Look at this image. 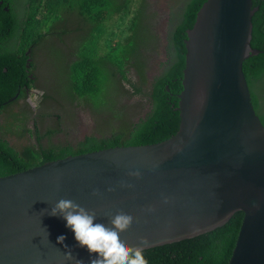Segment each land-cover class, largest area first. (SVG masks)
Wrapping results in <instances>:
<instances>
[{
  "label": "water",
  "instance_id": "water-1",
  "mask_svg": "<svg viewBox=\"0 0 264 264\" xmlns=\"http://www.w3.org/2000/svg\"><path fill=\"white\" fill-rule=\"evenodd\" d=\"M252 7V0H208L202 7L180 96L183 122L171 140L0 177V264L89 263L90 253L75 246L65 222L48 214L61 199L106 223L118 209L131 211L132 222L120 234L143 251L204 236L242 212L229 264H264V126L243 76L244 62L261 54L251 45ZM0 33L18 58V95L19 51ZM59 235L73 261L65 260Z\"/></svg>",
  "mask_w": 264,
  "mask_h": 264
},
{
  "label": "trees",
  "instance_id": "trees-1",
  "mask_svg": "<svg viewBox=\"0 0 264 264\" xmlns=\"http://www.w3.org/2000/svg\"><path fill=\"white\" fill-rule=\"evenodd\" d=\"M21 1H25V6L23 14L19 15L17 7L21 5ZM207 1L183 0V5L175 10L177 12L176 22L171 23L174 29L172 36L165 44L160 41L156 42L155 49H174L175 52H166L165 61L162 62L166 70L157 79L151 83L144 81V83L138 82L137 85L132 86L135 94L142 93L145 88L149 87V106L142 118H137L136 122L132 121V116L135 117V114H126L124 119H120L125 123V126L121 128L122 131L108 135H86L78 141L76 146L66 144L38 146L37 148L25 147L17 151L8 139L0 137V177L70 156L115 147L156 144L174 136L179 131L182 122L177 108L180 103L179 96L183 90L182 80L188 54L185 43L188 38L187 32L194 28L198 13ZM123 2L124 0H0V30L10 39L18 36L19 45L16 48L24 69L23 83L17 95L21 80L18 58L13 51H10L8 41L0 33V104L6 103L17 95L13 101L0 106V110L20 99L25 100L30 91L35 89L33 84L36 76L33 73L32 63L35 51L44 38L54 34V29L59 24H66L71 19L72 16L69 14L71 10L74 12L76 8H86L91 5L89 11L83 14L86 21L94 27L99 40L105 24L119 12V7L112 4L116 3L120 6ZM130 3L138 13L137 19L132 21L133 35L130 38H123L122 42L116 38H109L107 48L110 50L103 59L96 61L98 70H89L90 62L85 58L86 55L92 56V52H86L87 48L92 47L96 50L98 40L90 38L82 46V51L86 54L76 60L72 67V69L75 67L72 72L74 80L72 88L76 94L72 98L86 99L88 97L101 101L104 93L100 89L101 86L107 91H114L118 96L128 93L122 81L125 80L126 59L130 57L138 59V52L142 49L148 50L146 48L151 45L148 43L146 34H140L137 30H141L146 24L152 31L150 15L146 10L148 0H130ZM253 6L259 10L253 17L252 47L259 50L261 54L246 61L243 70L251 90L253 104L264 124V117L258 112L263 103L260 105L256 98L257 89L264 84V0H253ZM5 7H10L11 10L6 12ZM144 10L147 22L142 21ZM62 13L65 15L66 22L60 21ZM153 20H156V17H153ZM115 49L121 55L114 58ZM120 57H122L121 61H119ZM94 58L96 59L95 56ZM140 61L141 64L135 69L142 78H145L146 73L141 71L144 63L142 58ZM167 66L170 67L167 69ZM101 68L104 69L100 71ZM6 69H8L7 73ZM108 80H112L113 84H107ZM36 131L37 127H35ZM53 133L56 132H47L43 136H51ZM243 220L244 214L238 212L224 226L209 234L182 243L144 250L143 255L147 264H229L237 245Z\"/></svg>",
  "mask_w": 264,
  "mask_h": 264
},
{
  "label": "rangeland",
  "instance_id": "rangeland-1",
  "mask_svg": "<svg viewBox=\"0 0 264 264\" xmlns=\"http://www.w3.org/2000/svg\"><path fill=\"white\" fill-rule=\"evenodd\" d=\"M181 1L177 0V5ZM156 2L159 4L156 5ZM112 5H117L119 12L105 24L99 40L94 32V27L89 31H83V34L79 32L72 34L70 31H66L69 29L68 26L77 25V21L71 18L72 20L69 19V22H66V18H64L66 26L63 24L59 27L58 36H55L56 33H54L41 41L32 60L33 73L36 76V81L33 84L35 89L31 90L25 100L20 99L0 110V137L8 139L15 150L21 151L25 147L37 148L38 146L66 144L76 146L78 141L86 135H108L122 131L121 128L125 126V123L120 119H124L126 114H135V117L132 116V121L136 122L137 118L144 116L149 106V87L145 88L142 93L132 94L130 85L127 84L136 81L144 83L147 80L157 79L166 70L162 66L166 52H138V60L142 58L144 63L148 61L141 66V71L146 73V76L142 78L135 69L141 62H138L134 70L129 68L124 74L126 79L122 80L124 88L128 92L126 94L118 96L114 91H107L101 86L100 89L104 92L101 101L88 97L86 99L72 98L76 96L72 88L74 62L86 52H92V56L86 55L85 57L90 61L88 69L98 70L96 61L104 58L110 50L107 48V42L112 38L122 42L123 38H130L134 33L132 21L137 19L138 13L135 7H131L130 0H124L120 6L116 3ZM176 7L170 0H148L146 10L150 15L152 31L146 24L141 30H137L140 34H146L148 43L151 44L146 49L156 50L157 41L162 44L168 42L174 30L173 26L168 24V18L171 15L170 8ZM152 16H156L157 20H153ZM142 21L147 22L145 10L142 14ZM72 27L74 28V26ZM90 38L98 40L96 50L88 47L87 51L83 52L82 46ZM11 40L17 47L18 38ZM10 51L12 50L10 49ZM120 55L119 51L115 49L113 57ZM131 58L126 59V64L130 62ZM121 60L122 57L119 58V61ZM152 64L158 65V70L152 67ZM102 69L104 68H101L100 71ZM107 84L112 85L113 81L108 80ZM256 95L260 105L263 103L258 112L264 117V84L257 89ZM35 127H37L36 132ZM54 131L56 133L51 136H43L47 132Z\"/></svg>",
  "mask_w": 264,
  "mask_h": 264
},
{
  "label": "clouds",
  "instance_id": "clouds-1",
  "mask_svg": "<svg viewBox=\"0 0 264 264\" xmlns=\"http://www.w3.org/2000/svg\"><path fill=\"white\" fill-rule=\"evenodd\" d=\"M87 61L90 62L88 59ZM138 62L141 61L131 58L125 69V74L129 68L134 70ZM152 67L157 70L159 68L156 64H152ZM169 67L167 66V69ZM124 79L126 78L124 77ZM147 81L151 83L152 80ZM137 83L136 81L127 84L130 85L132 94H135L132 86ZM256 98L260 104L258 96ZM48 214L59 215L65 222V228L72 233L75 246L86 248L90 253V264H147L143 249L129 246L120 234V229L127 227L132 222L133 213L131 211L118 209L111 215L110 222L106 223L104 220L96 218V214L92 210L85 209L72 200L61 199L56 202ZM65 239L64 235H59L56 238V243L65 249V260L73 261L72 250L64 244ZM92 253L96 255L92 257ZM75 264H83V261L75 260Z\"/></svg>",
  "mask_w": 264,
  "mask_h": 264
},
{
  "label": "bare ground",
  "instance_id": "bare-ground-1",
  "mask_svg": "<svg viewBox=\"0 0 264 264\" xmlns=\"http://www.w3.org/2000/svg\"><path fill=\"white\" fill-rule=\"evenodd\" d=\"M3 1V0H2ZM78 1V0H77ZM175 6H177L176 8H170V10H172V11H175L176 9H178V7H181L182 5H183V0L181 1V3L179 4V5H177V0H170ZM252 4H253V0H252ZM24 6H25V1H21V5L19 6V7H17V13L19 14V15H22L23 14V10H24ZM89 7H91V5L89 6ZM89 7H86V8H76L75 10H74V12L71 10V12H69V14L72 16L71 18H73L74 20H76L77 21V25H73L72 24V26H74V28L72 27V26H68V28L69 29H66V31H70L72 34H75V32H79V33H82L83 34V31H89V30H91L92 28H93V26L90 24V23H88L87 21H86V18H85V16H84V14L87 12V11H89ZM67 9V8H66ZM252 9L253 10H255V9H257V11L259 10L258 8H254V6L252 7ZM11 9H10V7H5V11L6 12H9ZM256 11V12H257ZM256 12H255V14H256ZM84 13V14H83ZM255 14H254V16H255ZM253 16V17H254ZM64 18H65V15H63V13H62V17H61V22H64ZM176 19H177V16H176ZM72 20V19H71ZM68 22H69V20H68ZM252 25H253V18H252ZM61 26V24H59L55 29H54V33H56L55 34V36H58V33H57V30H59V27ZM73 29H75L76 31H72ZM193 29L194 28H192V29H190L187 33H188V38H187V40L185 41V43H186V46H187V50H188V54H187V57H186V69H185V71H184V77H183V82L186 80V73H187V71H188V69H187V67H188V59H189V57H190V49H191V32L193 31ZM253 30H254V28H253ZM62 33H64V31H62ZM252 35H253V31H252ZM63 37H66V35H63ZM13 38H18V36H16V37H13ZM13 38H11V39H13ZM252 40H253V38H252ZM7 41V40H6ZM17 45H19V39L17 40ZM251 45H252V42H251ZM253 48V47H252ZM256 50V49H255ZM256 51H258V52H260L259 50H256ZM29 52H31V50H29ZM254 58V57H253ZM101 59H103V58H101ZM251 59V58H250ZM249 60V59H248ZM248 60H246V61H248ZM245 61V62H246ZM245 62H244V64H245ZM244 64H243V67H244ZM8 72V69H6V73ZM243 76H244V78H245V82H246V85H247V89H248V98H249V101H250V104H251V107H253V109H254V112H255V115L260 119V121H261V123L263 124V122H262V120H261V118H260V116L257 114V111H256V109H255V106H254V104H253V100H252V94H251V90H250V87H249V85H248V82H247V79H246V77H245V75H244V70H243ZM31 92V91H30ZM29 95V94H28ZM181 96V95H180ZM179 96V97H180ZM181 98H180V103H179V107L177 108V110L180 112V116H181V118H182V111H181ZM182 122H183V118H182ZM182 122H181V126H182ZM181 126H180V129H179V131L174 135V136H172V137H170L169 139H166V140H164V141H169V140H171L173 137H175L179 132H180V130H181ZM263 126H264V124H263ZM164 141H160V143H164ZM129 147H131V146H129ZM115 148H121V147H115ZM109 149H113V148H109ZM104 150H108V149H103V150H99V151H104ZM99 151H95V152H99ZM95 152H91V153H95ZM91 153H87V154H91ZM82 155H86V154H81V155H77V156H70V157H67V158H65V159H69V158H74V157H78V156H82ZM65 159H60V160H56V161H52V162H57V161H61V160H65ZM52 162H47V163H52ZM47 163H45V164H47ZM235 215V214H234ZM233 215V216H234ZM233 216L229 219V220H227V222H229L232 218H233ZM226 222V223H227ZM225 223V224H226ZM224 224V225H225ZM224 225H222V226H224ZM222 226H220V227H222ZM220 227H218V228H220ZM217 229V228H216ZM215 230V229H214ZM213 230V231H214ZM186 241H189V240H186ZM183 242H185V241H183ZM180 243H182V242H180ZM172 244H174V243H172ZM165 245H170V244H165ZM165 245H161V246H157V247H162V246H165ZM157 247H153V248H149V249H154V248H157ZM148 249V250H149ZM90 263V262H89Z\"/></svg>",
  "mask_w": 264,
  "mask_h": 264
},
{
  "label": "flooded vegetation",
  "instance_id": "flooded-vegetation-1",
  "mask_svg": "<svg viewBox=\"0 0 264 264\" xmlns=\"http://www.w3.org/2000/svg\"><path fill=\"white\" fill-rule=\"evenodd\" d=\"M159 3L156 2V5H158ZM171 11V15L170 17L168 18V24L171 25L172 21H175L176 22V16H177V12L176 11ZM156 17V16H154ZM156 20H157V17H156ZM140 52H175L174 49H165V48H162V49H156V50H144L142 49Z\"/></svg>",
  "mask_w": 264,
  "mask_h": 264
}]
</instances>
